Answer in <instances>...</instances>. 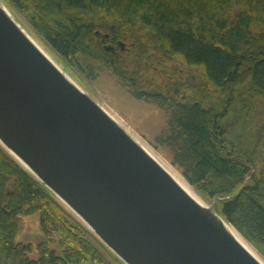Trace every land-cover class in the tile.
<instances>
[{"label":"trees","instance_id":"16d2710c","mask_svg":"<svg viewBox=\"0 0 264 264\" xmlns=\"http://www.w3.org/2000/svg\"><path fill=\"white\" fill-rule=\"evenodd\" d=\"M2 1L76 81L165 112L151 144L264 259V0ZM34 214L35 260L16 242ZM92 239L0 146V264H111Z\"/></svg>","mask_w":264,"mask_h":264},{"label":"water","instance_id":"95a60500","mask_svg":"<svg viewBox=\"0 0 264 264\" xmlns=\"http://www.w3.org/2000/svg\"><path fill=\"white\" fill-rule=\"evenodd\" d=\"M76 82L0 0L7 154L122 264H264Z\"/></svg>","mask_w":264,"mask_h":264},{"label":"rangeland","instance_id":"374dc122","mask_svg":"<svg viewBox=\"0 0 264 264\" xmlns=\"http://www.w3.org/2000/svg\"><path fill=\"white\" fill-rule=\"evenodd\" d=\"M15 18L20 22L21 26L36 40V42L50 55V57L55 62H57L56 59L52 56V54L30 31L28 26H26V24L18 16H15ZM76 83L85 92H87L96 101H98V103H100L116 120H118L163 165L168 167L170 166L171 170H173L176 174H178V176L183 179L180 173L170 164L166 156L162 152L157 151L151 144L153 138L158 135L166 126L168 115L165 112L161 111L154 105H150L142 101H137L133 99L129 95L128 90L122 87L117 82V80L110 74H100L98 75L97 79L93 82L83 81L82 83H80L77 81ZM183 181L187 184L184 179ZM188 187L203 203L209 205V203L205 202L193 190V188H191L189 185ZM43 239L44 237L40 229L39 217L35 214L22 216L16 235V242L31 246L32 250L28 253L31 259H37V245H39L43 241ZM57 241L58 237L55 234L54 242L50 244L49 248L50 250L55 251L57 255H59L60 253ZM91 241L111 262V264L117 263H115V260L110 255L111 253L107 249L105 250L103 247H101L99 243H97L94 239H92ZM253 251L255 250L253 249ZM255 253L264 262V259L256 251ZM87 264H90V262H88Z\"/></svg>","mask_w":264,"mask_h":264},{"label":"bare ground","instance_id":"6f19581e","mask_svg":"<svg viewBox=\"0 0 264 264\" xmlns=\"http://www.w3.org/2000/svg\"><path fill=\"white\" fill-rule=\"evenodd\" d=\"M165 166V165H164ZM168 171L170 172V174L173 176V178L190 194L192 195L194 198H196L198 200V198L195 196V194L191 191V189L188 187V185L183 181V179L178 176V174H176L173 170H171V167L169 166H165ZM231 229V228H230ZM232 232V234H234V236L251 252L253 251V249L249 246V244L234 230L231 229L230 230ZM255 252V251H254Z\"/></svg>","mask_w":264,"mask_h":264}]
</instances>
